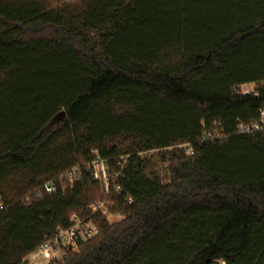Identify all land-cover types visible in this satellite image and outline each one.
Listing matches in <instances>:
<instances>
[{
  "label": "trees",
  "instance_id": "16d2710c",
  "mask_svg": "<svg viewBox=\"0 0 264 264\" xmlns=\"http://www.w3.org/2000/svg\"><path fill=\"white\" fill-rule=\"evenodd\" d=\"M261 81L264 0H0V264L105 199L122 219L49 264H264Z\"/></svg>",
  "mask_w": 264,
  "mask_h": 264
},
{
  "label": "built area",
  "instance_id": "2783aa9c",
  "mask_svg": "<svg viewBox=\"0 0 264 264\" xmlns=\"http://www.w3.org/2000/svg\"><path fill=\"white\" fill-rule=\"evenodd\" d=\"M247 93V92H246ZM215 127H219L220 123L215 122ZM264 129V108L260 111V118L249 124L240 123L238 125V132L242 134H248L255 131ZM222 135L215 131H208L204 133L203 139H216ZM194 153L191 146H188V154ZM125 163V158H122ZM88 170L91 172L93 178L99 181L107 194L110 193V173L109 163L107 159L103 158L98 152H95L90 162L86 164ZM80 172V165H75L61 175L62 180H67L72 186L73 182L78 179ZM46 193H53L57 184L54 179L45 182L42 186ZM129 202L132 201L131 197H128ZM102 213L109 215L108 201L102 200L94 205L92 214L86 218H80L76 215L71 217V225L67 228H59L48 240L41 244L36 251L23 258V264L28 262L46 260L56 261L64 260L73 252H76L79 248V243L90 240L99 233L98 226L94 222L93 215L96 213Z\"/></svg>",
  "mask_w": 264,
  "mask_h": 264
},
{
  "label": "rangeland",
  "instance_id": "374dc122",
  "mask_svg": "<svg viewBox=\"0 0 264 264\" xmlns=\"http://www.w3.org/2000/svg\"><path fill=\"white\" fill-rule=\"evenodd\" d=\"M264 88V81H261V82H258V83H251V84H244V85H241L239 88H238V92L240 93H246V92H250V91H253V90H256L257 88ZM152 153H156V152H151L150 154ZM167 165V163H166ZM89 196L92 198V199H98L99 196H100V192L97 191L96 189H91L89 191ZM108 219L110 222H116V221H119L122 219V216L120 214H110L108 215ZM80 249L78 248L77 251H79ZM50 262L52 261H46V260H39V261H30L28 262V264H49ZM217 264H224V262L222 261H218Z\"/></svg>",
  "mask_w": 264,
  "mask_h": 264
}]
</instances>
